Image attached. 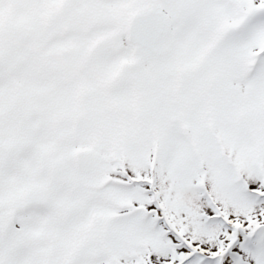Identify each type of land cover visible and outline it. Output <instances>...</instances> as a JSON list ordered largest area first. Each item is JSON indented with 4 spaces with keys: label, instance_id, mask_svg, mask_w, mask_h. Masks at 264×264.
<instances>
[{
    "label": "snow or ice",
    "instance_id": "1",
    "mask_svg": "<svg viewBox=\"0 0 264 264\" xmlns=\"http://www.w3.org/2000/svg\"><path fill=\"white\" fill-rule=\"evenodd\" d=\"M0 264H264V0H0Z\"/></svg>",
    "mask_w": 264,
    "mask_h": 264
}]
</instances>
